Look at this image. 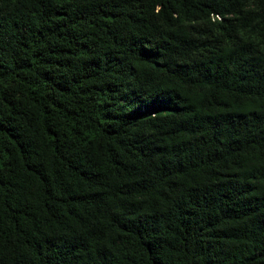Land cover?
Returning a JSON list of instances; mask_svg holds the SVG:
<instances>
[{"label":"trees","instance_id":"obj_1","mask_svg":"<svg viewBox=\"0 0 264 264\" xmlns=\"http://www.w3.org/2000/svg\"><path fill=\"white\" fill-rule=\"evenodd\" d=\"M0 264H264V0H0Z\"/></svg>","mask_w":264,"mask_h":264}]
</instances>
